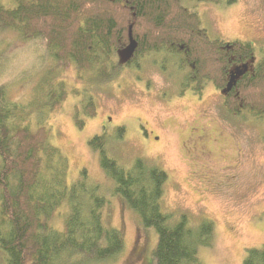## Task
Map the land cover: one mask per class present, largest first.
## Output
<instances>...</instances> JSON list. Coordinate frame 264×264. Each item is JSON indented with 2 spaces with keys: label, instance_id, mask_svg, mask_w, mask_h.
I'll return each instance as SVG.
<instances>
[{
  "label": "trees",
  "instance_id": "1",
  "mask_svg": "<svg viewBox=\"0 0 264 264\" xmlns=\"http://www.w3.org/2000/svg\"><path fill=\"white\" fill-rule=\"evenodd\" d=\"M7 1L0 0V33L13 30L30 43L35 82L27 101L11 98L0 57L4 264H94L115 259L125 248L123 231L104 220L109 198L101 183L84 167L69 183V158L52 142L49 116L69 95L79 97L73 117L82 128L97 114L98 90L110 87L124 71L141 78L149 64L175 83V94L201 95L208 83L226 88L232 70L246 64L224 92L223 104L228 114L264 118V45L255 60L254 42L212 38L189 0ZM68 70L75 74L71 81L63 75ZM124 134L120 125L115 134L98 133L88 142L99 152L113 192L145 227L155 229L153 264H206L199 247L213 244L214 221L203 216L195 222L186 212L164 210L168 172L143 156L130 166L121 164L109 143ZM59 215L60 224L54 221ZM242 264H264V245L247 247Z\"/></svg>",
  "mask_w": 264,
  "mask_h": 264
},
{
  "label": "rangeland",
  "instance_id": "2",
  "mask_svg": "<svg viewBox=\"0 0 264 264\" xmlns=\"http://www.w3.org/2000/svg\"><path fill=\"white\" fill-rule=\"evenodd\" d=\"M187 3L199 13L212 38L250 40L258 58L264 45V0ZM29 46L13 30L0 33L4 75L10 81L9 95L17 101L28 100L35 82ZM140 73L138 78L136 72L124 71L110 87L98 90L97 114L82 128L73 117L78 96L69 95L49 116L52 142L69 158V183L86 168L109 198L103 208L105 222L125 236L118 257L94 264H153L155 229L145 227L113 192L99 152L88 142L98 133L115 134L120 125L125 134L110 139L109 147L121 164L130 166L135 157L143 156L168 172L161 199L164 210L175 215L186 212L195 222L203 216L214 221L213 244L199 247L200 258L206 264H242L247 247L264 245V118L228 114L224 92L213 83L201 95L190 90L177 95L175 83L156 67L147 64ZM63 75L71 81L75 74L68 70ZM54 221L60 224V215ZM0 264H4L1 250Z\"/></svg>",
  "mask_w": 264,
  "mask_h": 264
},
{
  "label": "water",
  "instance_id": "3",
  "mask_svg": "<svg viewBox=\"0 0 264 264\" xmlns=\"http://www.w3.org/2000/svg\"><path fill=\"white\" fill-rule=\"evenodd\" d=\"M246 68L247 66L245 64L243 68H241L240 66H237L232 70L231 78L229 79L226 88L223 89V92H227L232 88L236 77L243 72V69H246Z\"/></svg>",
  "mask_w": 264,
  "mask_h": 264
}]
</instances>
